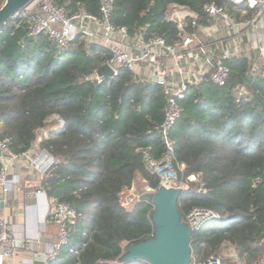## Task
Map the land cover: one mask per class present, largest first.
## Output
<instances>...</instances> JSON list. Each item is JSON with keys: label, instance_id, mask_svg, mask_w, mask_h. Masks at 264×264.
<instances>
[{"label": "trees", "instance_id": "16d2710c", "mask_svg": "<svg viewBox=\"0 0 264 264\" xmlns=\"http://www.w3.org/2000/svg\"><path fill=\"white\" fill-rule=\"evenodd\" d=\"M52 1L70 14H100V0ZM212 3L237 21L256 13L229 0H115L112 22L132 37L157 35L174 46L212 23L204 11ZM173 5L192 14L183 28L168 19ZM27 32L21 19L0 26V137L23 154L36 145L51 117L62 122L39 144L56 159L42 190L49 199L70 204L78 223L70 244L51 264H147L120 258L131 245L154 236L153 207L140 201L128 208L122 197L136 182L159 187L145 154L159 160L166 152L158 131L168 104L165 86L129 70L89 79L111 58L108 48L79 35L68 50H60L47 37L30 39ZM224 63L230 69L226 86L213 84L211 72L201 83L188 84L179 101L182 115L170 134L178 180L199 173L209 190L183 192V220L195 207L222 216L193 232L194 263L220 257L226 249L248 263L264 253L259 245L264 240V79L247 58Z\"/></svg>", "mask_w": 264, "mask_h": 264}, {"label": "built area", "instance_id": "2783aa9c", "mask_svg": "<svg viewBox=\"0 0 264 264\" xmlns=\"http://www.w3.org/2000/svg\"><path fill=\"white\" fill-rule=\"evenodd\" d=\"M229 2L234 6L246 5L250 9L256 10L251 19L242 23L244 26H250L257 31L259 22L264 19V0H229ZM114 6L115 0H100V14L95 16L88 14L84 10L70 14L65 7L54 5L52 0H35L26 8L18 11L12 19H21L27 22L28 38L47 37L60 50H68L79 35H85L89 43H97L108 48L112 55L105 65H108L113 70L114 77L118 76L122 70L135 72L142 61L158 57L159 52L168 55L178 64L179 46L168 45L163 37L157 35H152L147 39L142 35L134 36L142 42L144 50V53L140 56L134 54L128 48V43L133 37L130 36L125 27H117L112 22ZM172 9L178 11L187 10L178 5H173ZM204 11L212 18L219 17L230 22L235 21L223 8L213 3L206 4ZM173 18L169 12L168 19L174 20ZM93 24L100 28V33H94L90 29V25ZM192 41L193 38L187 36L183 46L188 47ZM258 50L261 56L258 75L264 79V41L261 38ZM225 60H227L226 57L210 61L211 81L221 87L226 86L230 79V69L224 63ZM89 79L101 81L103 78L98 77L96 71ZM160 84L165 86L164 94L168 98L164 120L158 127V131L166 146V152L159 160H154L147 153L145 154L146 164L159 177L160 184L157 189L147 187L145 194L139 197L138 202L146 201L144 199L146 195L154 194L162 186L166 188H181L183 192L207 195L209 190L203 182L201 174L192 173L185 182H180L174 166L175 148L170 134L182 115L183 108L179 101L184 98L188 90V84L185 81L178 86L168 85L164 81H160ZM236 91L239 94L243 90L238 87ZM20 162L27 163L29 167L44 177L49 174L56 163V159L44 150L35 151L34 147L26 153L16 154L10 148L8 140L0 137V208H2L1 204H3V208L5 207L8 196L14 191L17 184L21 182L20 176L14 173L16 165ZM40 193L44 192L41 191ZM221 218L222 216L212 209L195 207L183 221L194 232L200 230L206 223L220 221ZM47 222L57 227L58 236L54 243L45 244L46 250L38 259L39 264H51L62 255L64 249L70 244L72 229L78 223V214L71 208L70 204L50 199V210L45 220L46 224ZM44 231L45 229L42 226L35 235L11 236L9 219L1 217L0 264H18L16 259L26 249V246L39 247L44 245L45 242L42 239ZM259 245L264 247V240ZM71 254L78 255L79 253L71 250ZM230 256L231 259L227 261L220 256L203 263L192 262V264H264V253L253 263L242 260L236 252H233Z\"/></svg>", "mask_w": 264, "mask_h": 264}, {"label": "crops", "instance_id": "0c3cea01", "mask_svg": "<svg viewBox=\"0 0 264 264\" xmlns=\"http://www.w3.org/2000/svg\"><path fill=\"white\" fill-rule=\"evenodd\" d=\"M246 5L239 7L245 9ZM170 14L185 26L186 17L192 15L187 10H170ZM245 14V12H244ZM235 20V19H234ZM243 21H227L213 17L210 25L201 27L191 35H186L178 44V64L168 55L160 54L156 58L142 61L135 71L141 78L152 80L153 78L164 81L171 86H178L183 81L187 84L201 83L210 72V61L226 57L247 58L254 65V71L258 74L261 64V56L258 50L260 38L264 41V19L259 22L258 30L250 26H244ZM94 33H100L97 25H90ZM187 36L193 38L188 47L183 43ZM128 48L136 55L144 53L142 42L133 37L128 43ZM0 129H3L0 123ZM15 174L20 176L21 186H16L8 196L4 208H0V217H7L10 221L11 236L23 237L35 235L44 225L50 210V199L42 190L40 178L34 170L25 162H20L15 167ZM40 181V184H37ZM44 193H40V192ZM47 227V228H46ZM46 237L57 238L58 229L54 224L46 226ZM50 237V238H51ZM45 244L39 247L26 246V249L16 259L18 264H39L38 259L45 252ZM252 259L250 263L256 262Z\"/></svg>", "mask_w": 264, "mask_h": 264}, {"label": "water", "instance_id": "95a60500", "mask_svg": "<svg viewBox=\"0 0 264 264\" xmlns=\"http://www.w3.org/2000/svg\"><path fill=\"white\" fill-rule=\"evenodd\" d=\"M34 1L6 0L0 9V26L6 24L18 11ZM97 75L103 79L114 77L113 70L108 65L99 68ZM158 80L153 78L154 82H158ZM182 194L181 188L162 186L154 194L145 196L144 199L153 207L154 236L131 245L120 258L121 263L139 260L147 264H192L191 238L193 231L183 221L179 210V200ZM1 207L3 208V204Z\"/></svg>", "mask_w": 264, "mask_h": 264}, {"label": "rangeland", "instance_id": "374dc122", "mask_svg": "<svg viewBox=\"0 0 264 264\" xmlns=\"http://www.w3.org/2000/svg\"><path fill=\"white\" fill-rule=\"evenodd\" d=\"M1 1L3 0H0V3ZM6 0H4V4H5ZM3 5V4H2ZM3 7V6H2ZM62 122L61 120H59V118L57 116H54V117H51L49 120H48V123H47V127L45 130L41 131L39 133V140L38 142L36 143V145L34 146V149L35 151L39 152L41 151L42 149H40L39 147V144L40 142L42 141V138L44 135H46L48 133L49 130H59L61 127H62ZM0 132H1V129H0ZM37 176H39L40 178H44L42 175H40L38 172L34 171ZM37 184H40V181H38ZM17 186H21V184H17ZM41 186H42V182H41ZM147 190V187H145L142 183L140 182H136L135 185L133 186V188L127 192L124 193L123 197H122V200H123V204L128 207V208H131L132 206H134L138 201H139V197L144 195L145 192ZM45 226L43 225V228L45 229L44 231V234H43V241L45 242L44 244H52L56 241L57 238H51L50 237H46V234L48 233L47 232V227L48 225H50L48 222L47 224L44 223ZM46 227V228H45ZM46 248V246H45ZM234 252V251H233ZM231 250H224V252L222 253L221 255V258L225 261L231 259V256L232 253H233ZM235 253V252H234Z\"/></svg>", "mask_w": 264, "mask_h": 264}]
</instances>
